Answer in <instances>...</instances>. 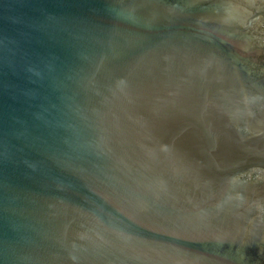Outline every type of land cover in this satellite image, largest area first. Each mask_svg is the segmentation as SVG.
<instances>
[{
    "label": "water",
    "instance_id": "obj_1",
    "mask_svg": "<svg viewBox=\"0 0 264 264\" xmlns=\"http://www.w3.org/2000/svg\"><path fill=\"white\" fill-rule=\"evenodd\" d=\"M0 264H264V0H0Z\"/></svg>",
    "mask_w": 264,
    "mask_h": 264
}]
</instances>
